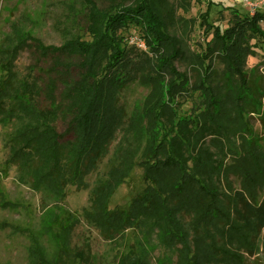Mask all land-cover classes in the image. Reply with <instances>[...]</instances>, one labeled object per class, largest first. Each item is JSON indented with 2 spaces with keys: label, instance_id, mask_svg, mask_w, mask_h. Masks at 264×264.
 Wrapping results in <instances>:
<instances>
[{
  "label": "trees",
  "instance_id": "16d2710c",
  "mask_svg": "<svg viewBox=\"0 0 264 264\" xmlns=\"http://www.w3.org/2000/svg\"><path fill=\"white\" fill-rule=\"evenodd\" d=\"M85 7L89 41L69 37L59 47H44L26 37L2 52L0 124L12 125L7 164L15 165L47 200L60 203L67 186L83 187V178L106 155L126 117L119 103L124 89L135 82L149 87L153 94L145 102L144 115L150 140L140 164L144 191L126 207L109 210L113 188L108 181L91 195L94 211L89 221L112 242L122 230L139 228L142 220L153 218L168 241L181 246L182 264H207L209 253L214 264H245V258H253L254 264L259 242L264 254V154L246 117L264 98V81L247 74L245 67L254 50L264 45V12L236 11L223 31L202 16L210 40L201 56L191 58L167 34L172 18L164 9L165 0H107L102 8L87 1ZM131 28L139 32L145 51L133 54L135 50L126 47L120 33ZM25 48L52 61L54 77L43 90L13 72V63ZM181 60H188L193 69V83L175 70V61ZM215 60L224 67L225 80L215 73ZM192 93L200 102L191 115L180 118L174 100ZM41 95L46 107L38 101ZM60 119L66 121L63 136L69 141L62 142L63 136L56 132ZM157 124L163 131L167 126L168 134L159 135ZM226 158L232 162L229 170L220 165ZM227 173L237 175L240 190L228 183ZM182 215L191 217L193 253L180 225ZM54 223L53 219L44 231ZM61 231L59 249L68 263L85 262L83 251H69L70 228ZM32 242L29 264H60L49 260L35 239ZM130 258L117 264L141 263L140 257Z\"/></svg>",
  "mask_w": 264,
  "mask_h": 264
},
{
  "label": "rangeland",
  "instance_id": "374dc122",
  "mask_svg": "<svg viewBox=\"0 0 264 264\" xmlns=\"http://www.w3.org/2000/svg\"><path fill=\"white\" fill-rule=\"evenodd\" d=\"M87 1H92L100 8L105 7L107 2L0 0V58L5 49H13L26 37L38 40L44 47H59L69 37L89 41L85 32ZM165 6L164 9L171 13L172 18L167 34L176 39L180 48L191 58L201 56L210 40V35H206L203 30L202 16L207 17L211 26L223 31L228 28L236 11L240 15L248 13L240 0H189L186 3L182 0H165ZM259 11L264 12V7ZM120 35L124 38L126 47L135 50L133 54L146 50L136 29L131 28ZM187 61H175L174 68L179 74L187 75L190 83H193V69ZM13 65V72L19 80L35 81L42 90L47 81L54 77L50 76L51 59L39 57L33 48L22 50ZM213 69L219 80L227 78L219 61L213 62ZM245 71L264 81V45L256 48L248 57ZM61 92L62 87L58 85L55 94L58 100ZM152 94V89L136 82L124 89L119 103L123 106L126 117L114 132L106 155L97 168L83 178V187L67 186L65 198L60 203L47 200L43 194L33 189L30 180L23 179L15 165L7 164L6 142L12 125L0 124V264H29L32 239L37 241L49 260L70 264L64 252L60 251L58 243L64 226L70 228L67 240L69 251L80 250L85 253L86 260L82 264H117L121 258L131 259L130 257H140V264H182L181 246L169 242L161 224L153 218L142 220L139 228L122 230L119 238L112 242L104 240L88 219L94 211L91 195L108 181L109 188H113L107 202L109 210L126 207L134 197L143 193L144 169L140 164L141 157L149 148L150 140V127L146 124L144 107L147 98ZM189 95L190 97L177 96L174 100V109L180 118L191 115L200 102L197 93ZM38 101L41 106H47L43 95ZM246 118L249 128L260 140V152L264 154V98L256 101L255 113ZM159 128V124L155 125L159 135L162 132L168 134L167 126L165 131ZM55 129L63 136L66 121L60 119L55 124ZM69 140L70 137L67 136L61 139L62 142ZM231 164V160L226 158L220 165L229 170ZM227 180L235 191L241 189L237 175L227 173ZM190 218L189 215H182L179 220L187 234V246L190 253H193L196 244ZM53 219L57 223L51 226L50 231L45 232L46 225L51 224ZM257 247V261L254 264H264L262 243L259 242ZM59 254L62 257H58ZM208 256H211V260L207 264H214V256L210 253ZM244 263L253 264V258H245Z\"/></svg>",
  "mask_w": 264,
  "mask_h": 264
},
{
  "label": "built area",
  "instance_id": "2783aa9c",
  "mask_svg": "<svg viewBox=\"0 0 264 264\" xmlns=\"http://www.w3.org/2000/svg\"><path fill=\"white\" fill-rule=\"evenodd\" d=\"M240 3L248 9L250 15L264 7V0H259L258 2L252 0H240Z\"/></svg>",
  "mask_w": 264,
  "mask_h": 264
}]
</instances>
